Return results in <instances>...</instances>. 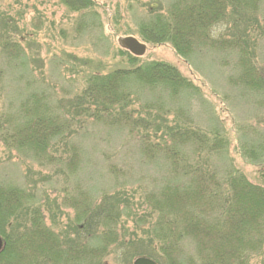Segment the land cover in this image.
<instances>
[{
	"label": "trees",
	"instance_id": "1",
	"mask_svg": "<svg viewBox=\"0 0 264 264\" xmlns=\"http://www.w3.org/2000/svg\"><path fill=\"white\" fill-rule=\"evenodd\" d=\"M262 1L177 0L167 8L151 6L135 30L144 42L171 46L188 63L195 52L232 55L237 74L229 78V84L256 95L264 106V64H258V43L263 35L257 31ZM60 3L70 13L79 14L77 26L87 29L86 22L94 15L93 0ZM20 18L17 13L0 14L1 84L8 75L32 76L31 68L38 58L34 49L37 43L23 33L17 23ZM119 49L118 56L127 58L129 68L83 71L80 90L66 106V120L59 107L52 108L44 89L21 78L22 94H30L24 98L27 101L17 121L11 115L0 117V141L8 151H27L30 157L48 163L49 144L70 133L76 119L82 129L91 122L143 131L139 139L142 153L158 156L161 175H165L163 183L159 181L151 192H145L146 204L157 214V221L148 226L152 237L147 236L145 244L118 236L119 222L124 218L121 202H126L112 195L96 206L84 199L76 203L82 223L74 242L64 246L62 234L46 225L41 208L32 205L24 191L7 186L0 192V235L5 243L0 264H104L110 247L117 254L126 252V259L145 256L161 264L153 255L157 249L166 264H177L188 240L195 244L196 264H248L251 256L264 249V188L249 182L232 166L227 156L228 139L222 130L202 128L193 122L188 101L193 97L202 100L198 87L167 63L138 64L139 58ZM66 58L78 62L72 55ZM85 65L91 68L92 63L89 60ZM146 93H160L175 105L181 101L185 106H166L164 110L161 104L144 103L140 113L146 116L136 118L133 103L140 104ZM238 132L242 158L263 163L264 130L260 134L257 128L249 127ZM74 158L68 161V172L75 168ZM217 160L225 162L221 170L215 165ZM21 213L28 217L24 230L4 234V223ZM181 263L194 264L191 260Z\"/></svg>",
	"mask_w": 264,
	"mask_h": 264
},
{
	"label": "rangeland",
	"instance_id": "2",
	"mask_svg": "<svg viewBox=\"0 0 264 264\" xmlns=\"http://www.w3.org/2000/svg\"><path fill=\"white\" fill-rule=\"evenodd\" d=\"M93 1L94 15L90 16L86 22L87 29L84 30V25L77 26L79 14L70 13L60 0H0V14L5 12L21 15L17 23L24 34L35 39L37 44L34 49L38 50L36 64L31 68L32 76L8 75L0 83V117L11 115L17 121L18 112L23 102L27 101L24 98H28L30 94H22V78L32 80L37 83V88L44 89L52 108L59 107L63 119H69L66 106L70 98L80 90L78 85L83 81V71L103 72L129 68L127 58L117 54L120 50L117 41L132 36L146 44L147 48L146 54L138 59V64L167 63L200 89L202 100L193 97L188 101L192 105L193 122L202 128L222 130V134L228 139L227 156L232 166L249 182L264 188V162L261 163L258 159L253 163L242 158L238 138V131L242 128L254 127L260 134L263 132L264 106L256 95L229 84V78L237 74L234 69L235 57L215 51L195 52L188 63L178 57L171 46L153 45L144 42L137 35L135 28L151 6L167 8L177 0ZM260 5L257 31L263 36L258 43V64L262 66L264 0ZM65 55L77 57L78 62ZM89 60L91 68L85 65ZM82 64L85 67H81ZM144 103L148 106L161 104L163 109L166 106L171 109L185 106L181 101V105H175L160 93H146L142 95L140 104L133 103L136 118L146 116L145 113H140V106ZM107 124L95 125L90 122L82 129V123L76 119L70 133L53 139L49 144L46 155L51 160L48 163L30 157L26 154L27 151H8L0 141V192L7 186L24 191L32 200V205L41 208L46 225L53 232L62 234L64 246L72 244L76 236L74 234L79 232L77 228L82 223L80 220L83 215L76 203L82 199L93 206L112 195L123 199L126 202H121L124 218L119 222L118 236L128 242L143 240L146 244L147 236L151 235L148 226L157 221V214L146 204L145 192H151L154 188L152 186L159 181L163 183L165 175H161L160 159L158 156H145L142 153V142L139 139L143 131ZM150 142L156 143L153 140ZM72 156L75 157L77 166L68 172V161ZM215 162L220 170L225 163L220 160ZM27 220L25 213L15 215L11 221L4 223L3 233L24 230ZM185 243L187 249L183 247L180 251L177 264H182L184 260H191V263L196 264L193 240ZM113 249L109 248L104 264H133L138 258L126 259V252L117 254L114 253L116 249ZM153 255L161 260V264H166L157 249ZM27 259L30 261L31 257L28 256ZM248 264H264V249L261 254L251 256Z\"/></svg>",
	"mask_w": 264,
	"mask_h": 264
},
{
	"label": "water",
	"instance_id": "3",
	"mask_svg": "<svg viewBox=\"0 0 264 264\" xmlns=\"http://www.w3.org/2000/svg\"><path fill=\"white\" fill-rule=\"evenodd\" d=\"M118 45L129 52L132 56L140 58L146 53V45L138 41L134 37H125L118 39ZM4 242L0 237V253L4 249ZM133 264H156L152 259L147 257H138L133 261Z\"/></svg>",
	"mask_w": 264,
	"mask_h": 264
}]
</instances>
